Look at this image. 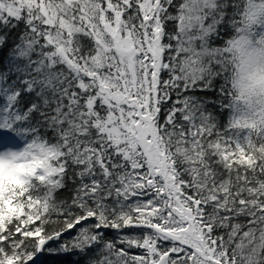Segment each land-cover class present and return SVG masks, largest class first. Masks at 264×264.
Returning a JSON list of instances; mask_svg holds the SVG:
<instances>
[{"label": "snow or ice", "instance_id": "snow-or-ice-1", "mask_svg": "<svg viewBox=\"0 0 264 264\" xmlns=\"http://www.w3.org/2000/svg\"><path fill=\"white\" fill-rule=\"evenodd\" d=\"M0 264H264V0H0Z\"/></svg>", "mask_w": 264, "mask_h": 264}]
</instances>
